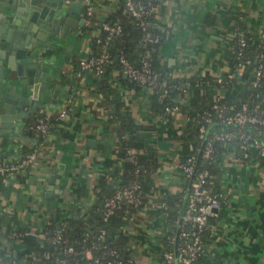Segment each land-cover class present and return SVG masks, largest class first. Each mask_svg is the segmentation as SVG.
Instances as JSON below:
<instances>
[{"label":"crops","instance_id":"0c3cea01","mask_svg":"<svg viewBox=\"0 0 264 264\" xmlns=\"http://www.w3.org/2000/svg\"><path fill=\"white\" fill-rule=\"evenodd\" d=\"M89 2L100 20L120 0ZM150 23L161 35L157 56L165 73L226 80L231 73L225 52L229 29L241 23L249 32L263 33L264 0H158ZM82 26L57 36L41 55L39 70L44 78L33 104L52 117L45 132L32 127L36 108L11 134L1 137L0 159L16 158L28 150L36 152L28 167L0 175V251L4 255H46L44 238L11 233L25 229L44 233L50 219L59 224L64 216H82L97 192L113 189L118 181L114 169L119 164V140L99 104L96 75L87 70L76 79L72 74L74 58L87 55L90 49L92 33ZM116 73L112 71L114 77ZM236 78V86L247 81L240 74ZM19 79L23 96L28 98L31 85L25 77ZM117 86L135 121L153 124L144 136L156 149L157 166L143 205L129 213L127 223L114 235L123 238L130 264H163L169 230L166 214L159 208H163L165 194L176 195L186 186L179 170L181 157L189 149L179 136L186 117L172 111L167 122L150 111L149 92L135 91L123 80ZM12 87L4 85L0 98L16 96ZM53 88L55 103L50 106ZM66 97L71 98L66 115L57 118ZM219 164L221 206L208 220L198 264H264V166L254 159L241 162L231 147L222 153ZM184 195L185 191L179 213L185 205ZM176 236L168 238L176 240Z\"/></svg>","mask_w":264,"mask_h":264},{"label":"trees","instance_id":"16d2710c","mask_svg":"<svg viewBox=\"0 0 264 264\" xmlns=\"http://www.w3.org/2000/svg\"><path fill=\"white\" fill-rule=\"evenodd\" d=\"M153 3L156 5L158 0H154ZM151 19L152 12L142 17H133L125 9L123 0H120L112 11L100 19L108 23L117 22L118 32L110 36L104 48L100 43L95 42L93 36L90 37V49L87 55L107 53V58L102 62V71L95 74V83L100 97L99 104L104 107L107 122L114 129L119 140L116 153L119 164L114 169L118 178L115 187L97 192L95 200L86 207L82 216H64L59 224H54L53 219H50L44 225L46 255L35 256L21 252L14 257L11 254L4 255L0 251V262L13 260L17 264H68V262L94 264V260H98L103 264H113L114 259H119V262L114 264H130L131 260L124 240L114 235V231L127 223L129 213L143 205L145 195L150 188L151 173L157 166V154L156 149L145 141L144 136V132L153 129L154 126L150 122L135 121L131 110L124 104L122 93L117 86L121 80L126 81V84L135 91L149 92L150 111L163 116L167 122L170 121L171 112L164 110L166 105L176 104L175 111L185 114L186 118L179 136L188 142L189 149L181 157L179 165L186 162L187 156L192 155L195 172L204 168L208 170L209 175L205 185L210 192L221 194L219 163L222 153L230 147L241 162L247 163L250 159H254L264 166V153L260 154V150L264 149V124H226L220 120L218 108L214 106V104H222L224 108L220 111L225 114L238 109L241 103H245L248 110L256 104L264 116V32L262 34L249 32L241 23L229 29V41L225 47L231 66V76L228 79L178 76L165 73L161 69L157 56V46L161 41V35L150 23ZM94 27L85 23L82 29L92 31ZM145 32L157 37V41L143 39ZM97 33L101 38L104 37V31L98 30ZM239 37L243 40L242 44L238 41ZM119 55H122L134 67L139 68L141 58H145L149 73L154 76L152 86L138 83L127 76L123 78L124 73L117 58ZM80 58H74L75 67L72 74L76 79L82 73L76 74ZM237 62L241 63L238 70L235 67ZM259 64L263 67L262 73L257 79L258 83L253 85L252 72ZM113 70L117 72L115 77L112 75ZM238 74L247 77V81L240 86L235 85ZM197 80L201 82L198 84ZM185 81L188 84H185ZM179 83H183L184 91L178 86ZM205 115L210 120L205 124L204 137L199 138L197 127ZM51 120L52 117L49 115L45 121L49 124ZM220 129L231 131L235 136L227 141L212 139L213 133ZM204 138L212 139V151L209 158L203 157L200 153ZM242 139L246 143L245 148L241 147ZM179 170L181 171L180 166ZM133 182L137 183L136 192L140 203L137 206L121 203L107 216H103V200L111 195L115 188ZM186 186L176 195L165 194L162 198L163 208H159L166 214L169 230L167 235L177 234L176 240H170L169 236L165 237L167 250H172V244L175 242L178 244L181 241L180 231L186 228V225L180 221L181 213H179L181 197ZM56 228H59L61 239L52 244L49 239ZM49 231L52 233H48ZM205 231L206 229L202 233L203 240ZM169 240L171 243H168ZM67 246H71V251L64 252L63 249ZM111 249L115 251V254L110 253ZM201 253L196 255L195 264H198ZM163 264L171 263L164 259Z\"/></svg>","mask_w":264,"mask_h":264},{"label":"built area","instance_id":"2783aa9c","mask_svg":"<svg viewBox=\"0 0 264 264\" xmlns=\"http://www.w3.org/2000/svg\"><path fill=\"white\" fill-rule=\"evenodd\" d=\"M85 3V16L87 21L85 23L95 26L91 31V37L93 36L95 42H98L104 48L107 40L112 34H115L119 30V25L117 22L108 23L105 21H100L93 15V8L89 0H83ZM154 0H123L125 9L133 17H142L153 11ZM94 18V19H93ZM143 28V27H142ZM98 30L104 31V37L98 36ZM262 34V33H261ZM143 39L157 41V37L152 36L148 32L143 34ZM239 43L242 44L243 40L241 37L238 39ZM107 58V53L102 52L99 55H85L78 60V71L79 74L83 71H91L93 74H98L102 71V62ZM121 63L122 72L129 78L136 80L138 83L145 84L151 87L153 84L154 76L149 73L148 62L145 58H141V67H134L128 62L122 55L118 57ZM235 67L237 70L241 67V63L237 62ZM262 65L259 64L255 70L252 72L253 80L252 84H257V79L262 73ZM231 76V73L228 77ZM219 80V78H218ZM200 83L201 80H197ZM188 84L187 81L184 82ZM179 87L183 86V83L178 84ZM182 91L185 88L182 87ZM70 97V96H69ZM66 97L59 109L56 112V117H64L67 112V106L70 103L71 98ZM218 108V116L220 120L226 124H264V116L262 115V110L257 108L255 104L251 109H247L245 103H241L239 108L223 114L220 110L224 106L214 104ZM177 109L176 104L164 106V110L168 112L175 111ZM43 108L40 106L37 108V115L35 116L34 122L32 124L33 129L39 133L45 132L47 129L46 118L49 116L47 113L43 115ZM210 118L208 116H203L201 122L197 127V135L199 138L204 137L205 124L208 123ZM234 133L231 131H224L220 129L213 133L212 139H219L227 141L234 137ZM241 137V135L239 136ZM201 150V155L205 158L210 157L212 151V139L204 138ZM244 139L241 140V147L245 148ZM264 153V149L260 150V154ZM36 152L35 150H28L23 152L16 158L12 159H0V175L12 174L21 171L22 169L31 165L35 160ZM194 158L192 155L187 156L186 162L179 165L181 167V173L186 181L189 182L188 192L185 199V205L181 214V222L186 225V228L180 231L181 241L176 244L172 250H165L162 253L163 259L170 262L171 264H195L196 255L202 251L203 238L202 233L207 228L208 220L212 215L216 214V211L221 206V199L219 193L215 194L210 192L208 187L205 185L206 178L209 175L206 168L200 169L197 172L193 168ZM187 182V183H188ZM137 183L133 182L129 185L121 186L115 188L113 193L107 196L103 202V216H107L115 208L119 207L121 203L129 204L132 206H137L140 203V198L136 192ZM163 206V203H162ZM102 232V231H101ZM12 236L16 237H42L44 238V233H37L31 229L20 230L11 233ZM61 239L59 228L53 231V235L50 237L49 242L54 244ZM64 252L71 251V246H67L63 249ZM110 253H114L113 249ZM114 262H119V259H114ZM113 262V264H114ZM109 263V262H106ZM0 264H17L13 260H8L5 263L0 262ZM68 264H72L68 262ZM94 264H103L98 260H94Z\"/></svg>","mask_w":264,"mask_h":264},{"label":"water","instance_id":"95a60500","mask_svg":"<svg viewBox=\"0 0 264 264\" xmlns=\"http://www.w3.org/2000/svg\"><path fill=\"white\" fill-rule=\"evenodd\" d=\"M84 22L83 0H0V92L4 85L13 84L16 93V96L0 98V140L37 108L33 103L39 81L44 78L43 71L39 70L44 49L53 45L57 36ZM22 77L31 85L28 98L23 96V87L17 83ZM34 78L37 80L33 81ZM55 93L53 88L50 106L55 103ZM188 186L189 182L185 199Z\"/></svg>","mask_w":264,"mask_h":264},{"label":"flooded vegetation","instance_id":"af4514ba","mask_svg":"<svg viewBox=\"0 0 264 264\" xmlns=\"http://www.w3.org/2000/svg\"><path fill=\"white\" fill-rule=\"evenodd\" d=\"M85 20H86V16H85ZM36 111H37V109H36Z\"/></svg>","mask_w":264,"mask_h":264},{"label":"rangeland","instance_id":"374dc122","mask_svg":"<svg viewBox=\"0 0 264 264\" xmlns=\"http://www.w3.org/2000/svg\"><path fill=\"white\" fill-rule=\"evenodd\" d=\"M3 263H5V260H3Z\"/></svg>","mask_w":264,"mask_h":264}]
</instances>
